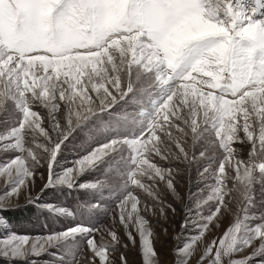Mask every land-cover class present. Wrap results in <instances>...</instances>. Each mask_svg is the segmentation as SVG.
I'll list each match as a JSON object with an SVG mask.
<instances>
[{
    "label": "snow or ice",
    "instance_id": "1",
    "mask_svg": "<svg viewBox=\"0 0 264 264\" xmlns=\"http://www.w3.org/2000/svg\"><path fill=\"white\" fill-rule=\"evenodd\" d=\"M122 102L140 119L113 127L104 116ZM0 128V262L129 264L120 249L131 245L138 264H191L203 245L196 264H264V211H253L254 186L264 191V0H0ZM80 133L82 153L61 166ZM156 158L203 165L204 188L188 193L171 262L145 214L168 219L164 197L180 199L179 169ZM100 170L105 179L81 182ZM37 174L43 186L33 194ZM65 188L91 197L75 209L41 202ZM22 194L65 217L64 227L35 237L5 227ZM101 210L126 242L94 221ZM227 214L234 219L216 238Z\"/></svg>",
    "mask_w": 264,
    "mask_h": 264
},
{
    "label": "rangeland",
    "instance_id": "2",
    "mask_svg": "<svg viewBox=\"0 0 264 264\" xmlns=\"http://www.w3.org/2000/svg\"><path fill=\"white\" fill-rule=\"evenodd\" d=\"M41 113L46 116V111L44 109H40ZM139 108L137 105L129 102L127 104L121 103L115 109L113 116L110 118L108 115L104 116V121L106 123H110L113 127L116 126V121L119 120L121 125L124 124V118H127L128 125L132 124L133 119L139 120ZM0 130H3L0 128ZM87 141V134L80 133L78 136L70 139L67 142L66 147L63 150L62 156L60 157L61 166L70 164V162L75 159L79 154L82 153V148ZM173 151L175 148L173 147ZM247 146H245L241 150L242 157L246 156ZM8 155H12L9 153ZM4 158L3 154H0V160ZM157 162L163 164L165 167L178 168L179 172L176 176V188L177 192L180 195V199H177L176 196L170 192H166L165 201L172 205L170 209H168L169 217L165 220L163 217H155L149 214H145L146 217L150 220L153 229L160 233V239L156 242V249L161 253L162 259H166L171 262L173 260L172 255L170 254V249L173 247L175 241H173L172 237L180 231L179 223L183 216L184 204L190 203L188 193H197L200 189L204 188V182H197V170L201 168L203 165H192L190 168L183 162L180 161H160L159 158H156ZM59 170V169H58ZM42 172L45 173L46 176V168L41 169ZM97 179H105L103 170L97 171L95 173H91L83 177V181L91 180L95 181ZM3 178L0 177V183H2ZM43 186V181L40 178V175L36 176V183L34 188L32 189L33 194L39 192L40 188ZM163 188V185L160 186ZM229 187H231V181H229ZM255 189V201L256 206L253 209L257 214L264 211V191H262V185L256 184L254 186ZM166 191V190H165ZM142 200L148 201V197L144 193L139 194ZM207 195V192L204 193ZM234 197H239V193H233ZM107 192H105L106 197V205L109 209L114 207V203L107 199ZM91 192L85 190L79 191H69L66 188L63 190L57 189L54 192L47 191L41 195V202H55L58 205L66 206L70 209H75L77 204L90 199ZM99 199V197H97ZM26 194H22L18 199L13 200V206H15V211H10L6 213L10 224L5 227H11L13 231L20 234H28L30 236H39L54 229H60L64 227V224L67 222L65 217H53L48 213L41 211L39 206L33 207L31 205H26ZM192 206H194V200L191 202ZM232 208L235 210L236 203L233 201ZM173 209L175 210L173 212ZM234 215L227 214L223 217L221 225L218 229L213 230V236L219 238L222 236L223 232L229 226V224L233 221ZM158 220V222H157ZM94 221L101 226H113L114 229L121 236V239L126 242L127 238L124 236V232L122 227L119 225V220H113V216L109 213H105L101 210L99 213L95 214ZM3 220H0V224H3ZM167 228L168 231L165 234L163 229ZM195 229L189 228L186 232L181 234V239L179 244L182 245L184 242V238L194 234ZM0 235H3V231L0 230ZM99 235H97V239L99 240ZM212 236H207V242H211ZM203 250V245H199L197 249L193 253V258L191 259V264H196V258L201 254ZM54 251V250H53ZM120 251H123L128 258L129 264H138L139 256L136 248H133L131 245L127 249L121 248ZM251 252V249L248 252L243 253V255H248ZM119 252L115 254V259L118 260ZM38 264H49V261L52 260L51 255H44L37 258ZM0 264H7V261H2ZM14 264H24L22 261H15ZM252 264H258V260H253Z\"/></svg>",
    "mask_w": 264,
    "mask_h": 264
}]
</instances>
